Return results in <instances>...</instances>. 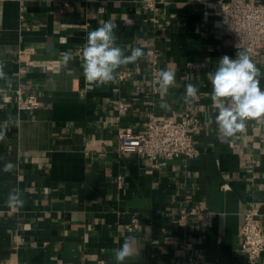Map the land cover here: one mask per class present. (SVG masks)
<instances>
[{
    "label": "crops",
    "instance_id": "1",
    "mask_svg": "<svg viewBox=\"0 0 264 264\" xmlns=\"http://www.w3.org/2000/svg\"><path fill=\"white\" fill-rule=\"evenodd\" d=\"M201 1L0 2V63L9 77L0 87L19 86L40 104L19 113L15 103L0 100V129L6 131L0 142V264H116L114 250L132 233L139 255L126 264H183L180 238L203 254L205 264H247L239 252L247 210H257L264 231V124L249 122L231 142L217 138L206 74L238 50L219 39L215 19L202 15ZM109 19L118 26L117 43L125 54L141 47L146 55L118 69L115 83L95 88L83 76L80 57L87 32ZM66 51L75 59L64 68ZM153 53L157 71L176 73V85L166 94L151 82ZM36 61L55 67L29 64ZM253 61L264 73V52ZM188 63L203 66L189 69ZM122 73L130 77L120 81ZM188 83L199 92L185 103ZM162 98L170 111L160 107ZM119 102L127 106L123 113ZM148 113L174 121L196 116L199 156L151 162L119 152V135L143 132ZM5 163L12 171H3ZM13 189L22 207H9ZM182 200L216 213L212 226L203 229L191 218L178 227L174 215ZM132 215L139 227L127 232ZM258 264H264V253Z\"/></svg>",
    "mask_w": 264,
    "mask_h": 264
},
{
    "label": "built area",
    "instance_id": "2",
    "mask_svg": "<svg viewBox=\"0 0 264 264\" xmlns=\"http://www.w3.org/2000/svg\"><path fill=\"white\" fill-rule=\"evenodd\" d=\"M0 2H15L22 4L23 0H0ZM202 15L213 17L217 25L218 37L229 43L238 50H248L253 59L261 57L264 52V2L256 0H202ZM152 8V3L147 4ZM238 47V48H237ZM25 51L20 52V58ZM152 66L150 71L151 82L156 83L158 60L152 55ZM31 66L51 70L55 67L51 61L29 62ZM203 65L187 64L189 69H197ZM129 73H122L118 76L120 81L127 80ZM3 104L15 103L19 113L37 110L40 106L38 99L32 95H25L18 86L15 90L11 84L6 88L0 98ZM119 113L127 110L125 103L117 104ZM201 126L196 116L189 113L174 121L164 115L154 113L146 114L144 130L141 133H134L130 130L119 135L118 150L121 153H133L148 161L157 160L173 161L180 160L188 162L199 156L195 138L200 133ZM174 221L180 228H185L191 218L197 219L203 229L212 226L216 213L201 209L198 202L187 203L182 200L178 205V211L174 215ZM139 227V219L132 215L129 222L124 225L127 232H135ZM239 235L241 245L239 252L247 264H258L264 253V231L262 230L256 209H249L243 217V224L240 227ZM178 255L183 264H205L203 254L195 249L185 238L178 241Z\"/></svg>",
    "mask_w": 264,
    "mask_h": 264
},
{
    "label": "clouds",
    "instance_id": "3",
    "mask_svg": "<svg viewBox=\"0 0 264 264\" xmlns=\"http://www.w3.org/2000/svg\"><path fill=\"white\" fill-rule=\"evenodd\" d=\"M117 25L111 20H105L100 25L87 32L85 44L81 53V68L85 80L95 88H102L115 83L118 69L134 64L146 55L141 47H133L130 54H125L124 49L117 43ZM238 48V47H237ZM75 57L71 51L61 53V63L67 68ZM207 63V62H205ZM5 65L0 63V80L6 83L8 74L4 71ZM264 73L257 67L248 50L236 52L235 58L224 55L218 60L214 71L206 74L212 85L210 98L212 109L216 113L217 138L223 142H231L239 134L246 132L249 122L264 124V89L260 81ZM156 83L163 93L176 85V73L167 68L156 73ZM6 88L0 87V93ZM199 89L192 83L185 86V103L197 99ZM160 107L166 111L171 110V105L163 98ZM8 121L14 122V117L9 114ZM6 139V131L0 129V142ZM11 163H5L3 171L13 169ZM24 201L20 198L18 189H13L8 195L9 207H22ZM139 244L134 233L126 234L121 246L114 250L116 264H126L129 259L139 255Z\"/></svg>",
    "mask_w": 264,
    "mask_h": 264
}]
</instances>
